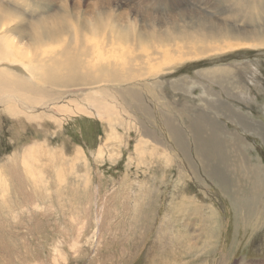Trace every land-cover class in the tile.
I'll list each match as a JSON object with an SVG mask.
<instances>
[{
	"label": "rangeland",
	"instance_id": "374dc122",
	"mask_svg": "<svg viewBox=\"0 0 264 264\" xmlns=\"http://www.w3.org/2000/svg\"><path fill=\"white\" fill-rule=\"evenodd\" d=\"M26 1L34 4L31 12L34 16L50 14L52 8L60 11L61 8L68 7L69 12L78 14L81 21H89L93 15L111 9L115 23L118 18L133 20L123 22L118 28L134 27V21L137 26L140 25L136 11L121 7L119 0H98L97 3L96 0H46L45 4L39 0ZM48 1L54 3L50 2L49 5ZM156 1L159 0H143L141 9L152 12L153 5L150 3ZM172 1L163 0V6L162 3L157 4V10L153 12L162 15L179 6L180 10L199 7L198 0H179V6ZM210 3L212 8L205 6L210 12L215 8L224 10L227 7L225 0H211ZM97 4L102 8L97 7ZM27 14L30 15V10H27ZM239 25H242L240 28L245 27L242 23ZM233 42L236 43L232 50L225 48L227 43L223 40L212 45L224 48L221 52H230L222 60L192 62L179 67L175 73L153 77L156 84L150 88L156 95L155 100L159 102L163 98V101L159 102V106L152 103L157 114L149 119L152 123L146 124L141 114L130 106L125 111L127 115L118 117L120 121L117 123L124 124L120 126L114 123L116 135H111L105 144V133L110 125L105 118L102 121L99 112L93 109H88L89 113L85 116L70 115L68 118H62L60 128L49 123L50 131L46 133L42 130V134L35 138L37 130L40 129L20 126L18 123L21 121L27 125L25 117L10 116L0 107V264L264 263V225L257 230L250 227L245 233H251V240L243 241L242 212H247V206L236 201L235 205L233 196L225 198L219 188L213 187L215 185L212 181L204 180V175L198 169H186L189 168L186 164L185 167L179 168L176 163L179 154L170 151L163 144L165 141L171 142V139L166 138L163 130L157 133L162 117L174 113L180 129L185 130L183 132L189 137V142L191 141L193 133L192 127L188 128L190 123L187 121V114H203L204 99H216L212 94L208 96L202 91L201 87L207 83L203 82L199 71L214 65L236 67L251 64L246 72L239 73L238 78L248 85L249 93L246 99L242 96L238 100L226 98L225 92L216 84L212 83L210 87L220 92L222 96L219 99L228 101L235 110L252 119V127L258 130L263 128L264 56L254 54L264 50H248V55L247 52H239L240 47L246 43L245 40ZM115 47L109 45V49ZM123 48L130 52L131 57L138 55L136 42L133 40L124 42ZM128 61L129 59H126L122 62ZM161 63L160 67H166ZM137 64L138 62H133L129 68L135 70ZM155 66L159 67L157 63ZM183 78L194 79L198 83L192 84L191 88L186 87L183 89L185 91L182 90L175 96L166 89ZM71 92L74 93V90ZM81 95L77 98L82 99ZM216 122L219 128L223 126L227 131L235 128L226 122L225 118H218ZM124 125L129 127L128 131ZM146 126L149 132L157 133L158 139L155 142L143 136L141 130ZM240 133L251 143L250 153L255 157L254 161L260 160L264 165L262 139L255 133ZM39 137L45 138L44 145L40 147L41 151H35L31 165H25L21 157L25 158L27 151L22 148ZM222 137L225 138L224 135ZM75 146L80 151H77ZM137 146L143 147L137 149ZM101 148L103 152L99 154ZM54 150L57 154L51 158L50 151ZM42 151L45 152L44 156L41 155ZM70 151L77 152L73 154L80 162L77 166H71L69 163L72 155ZM151 151H157L158 154L155 156ZM164 151L171 155L169 160L163 157L167 155ZM194 179L199 184V181L203 182L209 190H203ZM177 188L180 190L177 191ZM180 192L193 195L194 199L198 198L201 205H204L205 200L212 208H209L210 211L207 210L205 215H201L196 207H187L188 202L182 203L179 197L183 194ZM220 198H224L223 201ZM156 248H162L160 250L165 253H156Z\"/></svg>",
	"mask_w": 264,
	"mask_h": 264
},
{
	"label": "bare ground",
	"instance_id": "6f19581e",
	"mask_svg": "<svg viewBox=\"0 0 264 264\" xmlns=\"http://www.w3.org/2000/svg\"><path fill=\"white\" fill-rule=\"evenodd\" d=\"M39 1L45 4L46 0ZM119 1L121 7L136 11L139 26L134 21V27L118 28L123 22L133 20L118 18L115 23L111 9L93 15L89 21H81L78 14L69 12L68 7L61 8L60 11L52 8L50 14L34 16L31 15L34 4L31 5L26 0H0V107L10 116L25 117L28 121L27 125L21 121L18 123L20 126L40 129L37 130L35 138L43 131L48 132L49 123L60 128L63 123L62 118H68L70 115L85 116L89 113L88 109H93L99 112L102 121L105 118L110 125L105 133L104 144L108 143L110 136L116 135L114 123L118 124L117 122L120 121L118 117L123 118L130 106L141 114L146 124L152 123L149 119L157 115L153 104L159 106V102L163 101V98L159 102L155 100L156 95L150 88L156 84L153 77L175 73L179 67L192 62L201 60L216 62L226 58L230 52H221L224 48L212 46L220 40L227 43L225 48L228 50L235 47L236 42L233 41L245 40L246 43L240 47L239 52H247L248 55L250 50H264V0H225L227 7L225 6L224 10L212 9L213 12L206 8L213 7L211 0H198L199 7L181 10L179 0H173L172 2L179 7L162 15L153 11L157 10V4L162 3L163 6V0L150 3L154 7L151 9L152 12L141 9L143 0ZM50 2L54 3V1ZM50 2L48 1L49 5ZM97 2L99 1L96 0ZM112 5L117 7L115 4ZM96 6L101 7L99 4ZM27 10H30V15L27 14ZM241 23L245 27L240 28ZM163 28L165 30H162ZM129 40L136 42L138 55L134 57L123 48L124 42ZM110 44L116 47L109 49ZM257 54L264 56V51L254 55L258 56ZM126 59L129 61L122 62ZM131 62H138L135 70L129 68L132 66ZM160 62L166 67H160ZM156 63L159 67L155 66ZM249 66L251 64L236 67L214 65L199 71V76L203 77L204 83H207L201 87L202 91L208 96L212 94L216 99H204V109L201 110L203 114H192V116L187 114V121L190 123L188 128L192 127L193 133L190 142L189 137L183 132L185 130L180 129L178 118L174 113L164 115L157 129V133L163 130L166 138L171 139V142L165 141L167 144L164 142L163 144L170 151L179 154V160L176 162L179 168L185 167L186 164L189 167L186 169L195 171L198 169L204 175V180L212 181L215 185L213 187L219 188V192L225 198L233 196L234 203L236 201L247 206V212H242L243 241H249L251 233L245 232L250 230V227L252 230H257L264 225V165L259 159L254 161L255 157L250 153L251 143L240 132L255 133L264 143V126L260 130L252 127L250 123L252 119L235 110L227 103L228 101L219 99L222 95L214 91L210 85L214 83L220 87L227 95L226 98L238 100L242 96L246 99L249 93L248 85L238 78L239 73L246 72ZM197 83L194 79L183 78L167 86L166 89L175 96L186 87L191 88L192 84ZM71 90H74V93ZM79 95L82 99L77 98ZM164 107L166 108V103ZM218 118H225L226 122L235 128L233 130L230 128L232 131H227L223 126L219 128L216 122ZM126 122L128 123L127 119ZM123 124L124 122H120L118 125ZM124 128L129 130L128 126ZM141 131L149 141L155 142L158 139L157 133L149 132L147 126ZM223 135L225 138L222 137ZM40 137L38 140H31L28 146L22 148L27 151L26 157H21L25 165L30 166L31 159L35 158V151H41L40 147L44 145L45 138ZM137 140L139 144V139ZM191 145L193 148L190 149ZM141 147L137 146V149ZM75 148L80 151L76 146ZM192 149L195 151H189ZM50 152L51 158L57 154L55 150ZM102 152L101 148L99 154ZM153 152L155 156L158 154L157 151ZM164 152L167 154L166 151ZM70 153L72 154L70 165L77 166L80 162L73 155L77 152L70 151ZM41 155L44 156L45 152L42 151ZM163 157L169 160L171 155L167 154ZM194 180L197 182L196 179ZM199 182L200 184L197 182L199 187L209 190L205 188L203 182ZM182 194L183 196L179 197L182 203L188 202L187 207L190 205L196 207L201 215H205L206 211L212 208L204 198V205H201V201L199 202L198 198L194 199L193 195ZM160 249L156 248L155 252L165 253Z\"/></svg>",
	"mask_w": 264,
	"mask_h": 264
},
{
	"label": "crops",
	"instance_id": "0c3cea01",
	"mask_svg": "<svg viewBox=\"0 0 264 264\" xmlns=\"http://www.w3.org/2000/svg\"><path fill=\"white\" fill-rule=\"evenodd\" d=\"M128 264H129V262H128Z\"/></svg>",
	"mask_w": 264,
	"mask_h": 264
}]
</instances>
